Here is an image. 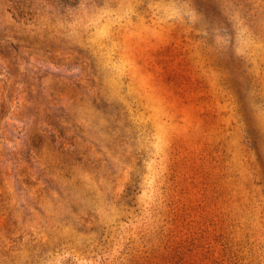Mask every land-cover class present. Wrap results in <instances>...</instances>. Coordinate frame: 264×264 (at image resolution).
<instances>
[{
  "label": "rangeland",
  "instance_id": "obj_1",
  "mask_svg": "<svg viewBox=\"0 0 264 264\" xmlns=\"http://www.w3.org/2000/svg\"><path fill=\"white\" fill-rule=\"evenodd\" d=\"M0 264H264V0H0Z\"/></svg>",
  "mask_w": 264,
  "mask_h": 264
}]
</instances>
